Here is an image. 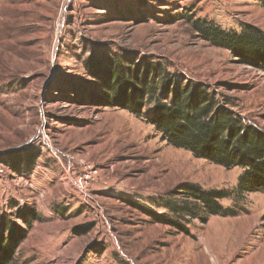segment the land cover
Returning a JSON list of instances; mask_svg holds the SVG:
<instances>
[{"label":"rangeland","instance_id":"1","mask_svg":"<svg viewBox=\"0 0 264 264\" xmlns=\"http://www.w3.org/2000/svg\"><path fill=\"white\" fill-rule=\"evenodd\" d=\"M197 21L264 34V6L0 0V218L7 241L25 234L9 264H264V192L238 193L242 169L162 141L147 123L155 100L139 118L100 104L107 91L93 67L159 64L264 130V72L201 39ZM156 78V96L170 99ZM187 186L225 192L233 215L183 218Z\"/></svg>","mask_w":264,"mask_h":264},{"label":"trees","instance_id":"2","mask_svg":"<svg viewBox=\"0 0 264 264\" xmlns=\"http://www.w3.org/2000/svg\"><path fill=\"white\" fill-rule=\"evenodd\" d=\"M257 1L264 6V0ZM194 29L204 41L228 50L240 64L264 72L263 33L251 28L241 34L227 33L204 21L195 22ZM121 65L115 62L104 71L98 66L93 67L100 77H104L107 91L100 98V104L125 110L139 118L143 109L155 100L153 115L147 123L162 141L226 169H242L237 182L238 193L264 192V130L244 124L243 119L228 107V99L218 100L216 94L201 83L175 82L173 76L159 64H145L144 68L139 65L134 69H123ZM152 76L159 80L157 83L162 85L165 96L172 95L170 99L156 96V85L148 81ZM108 82L110 87H107ZM11 168H15L14 162ZM185 192L192 206L176 208L179 213L182 212L183 218L192 219L203 213L201 220L206 222L208 216L233 215L231 210L224 209L220 204L226 198L223 191H205L197 186H187ZM194 207L198 209L196 213L192 211ZM157 219L187 233L185 228L165 216ZM23 221L30 226L28 219L23 218ZM7 224L6 218H0V264H9L18 242L25 236L21 233L14 238L10 234L7 241L4 238Z\"/></svg>","mask_w":264,"mask_h":264}]
</instances>
